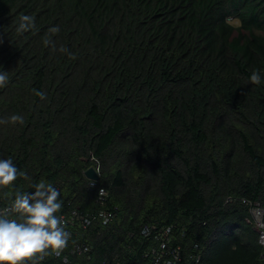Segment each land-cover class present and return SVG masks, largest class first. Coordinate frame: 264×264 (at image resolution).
I'll list each match as a JSON object with an SVG mask.
<instances>
[{
    "label": "trees",
    "instance_id": "trees-1",
    "mask_svg": "<svg viewBox=\"0 0 264 264\" xmlns=\"http://www.w3.org/2000/svg\"><path fill=\"white\" fill-rule=\"evenodd\" d=\"M3 71L0 205L51 183L71 234L23 264H264V0H0Z\"/></svg>",
    "mask_w": 264,
    "mask_h": 264
},
{
    "label": "clouds",
    "instance_id": "clouds-1",
    "mask_svg": "<svg viewBox=\"0 0 264 264\" xmlns=\"http://www.w3.org/2000/svg\"><path fill=\"white\" fill-rule=\"evenodd\" d=\"M20 20L18 31H27L34 27L33 17L24 15ZM50 31L58 32L59 27H53ZM48 43L49 41L45 40V44ZM60 51L67 49L61 47ZM6 81L7 72H0V86H4ZM250 81L259 84V73L253 72ZM33 91L42 100L47 98L45 92L35 89ZM10 119L13 123L23 122V117L17 115ZM18 175L27 178L26 173L18 172L12 160H0V187L11 185ZM33 187L34 192H18L11 208L0 210V264H23L25 260H31L37 254L43 259L49 254V249L51 253L59 254L68 245L71 234L65 231L61 226V219L55 215L62 207V201L58 199L59 191L51 183L41 182ZM105 192L104 188H100L98 198L103 197ZM13 212L21 214L25 218L24 222L4 218Z\"/></svg>",
    "mask_w": 264,
    "mask_h": 264
},
{
    "label": "built area",
    "instance_id": "built-area-1",
    "mask_svg": "<svg viewBox=\"0 0 264 264\" xmlns=\"http://www.w3.org/2000/svg\"><path fill=\"white\" fill-rule=\"evenodd\" d=\"M96 170L100 174L99 168H97ZM243 202H245L249 206V210L251 213V221L254 223L256 229H258L260 233V243L264 246V208L258 202H253L247 199H244ZM11 206L12 204H9L6 206L0 205V210H3L5 208H11ZM110 216L111 214L109 213L107 216V219H109ZM60 219L62 221L61 226L64 227V224L66 223V219L64 218L63 215L61 216ZM161 246L162 248H165L166 247L165 242H163ZM75 249L76 251L83 253V252L89 251L91 247L89 245H77ZM63 252L64 250L61 253L56 254V255H61ZM105 264H119V263H118L117 258H115L114 260L107 261ZM154 264H157V262Z\"/></svg>",
    "mask_w": 264,
    "mask_h": 264
},
{
    "label": "water",
    "instance_id": "water-1",
    "mask_svg": "<svg viewBox=\"0 0 264 264\" xmlns=\"http://www.w3.org/2000/svg\"><path fill=\"white\" fill-rule=\"evenodd\" d=\"M86 176L89 178V179H92L94 181H97L100 179V174L97 172L96 168L94 166H91L89 167L87 170H86Z\"/></svg>",
    "mask_w": 264,
    "mask_h": 264
},
{
    "label": "rangeland",
    "instance_id": "rangeland-1",
    "mask_svg": "<svg viewBox=\"0 0 264 264\" xmlns=\"http://www.w3.org/2000/svg\"><path fill=\"white\" fill-rule=\"evenodd\" d=\"M236 24H238L239 22L237 20L234 21Z\"/></svg>",
    "mask_w": 264,
    "mask_h": 264
}]
</instances>
